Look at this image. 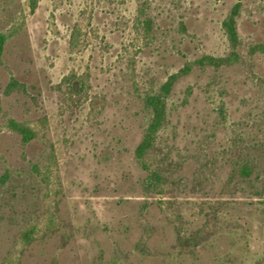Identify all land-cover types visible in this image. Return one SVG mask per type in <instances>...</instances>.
<instances>
[{
  "label": "rangeland",
  "instance_id": "rangeland-1",
  "mask_svg": "<svg viewBox=\"0 0 264 264\" xmlns=\"http://www.w3.org/2000/svg\"><path fill=\"white\" fill-rule=\"evenodd\" d=\"M237 2L238 59L198 63L233 50ZM14 25L0 65V264H264V0H0V31ZM188 63L147 157L165 180L148 191L143 96Z\"/></svg>",
  "mask_w": 264,
  "mask_h": 264
},
{
  "label": "trees",
  "instance_id": "trees-1",
  "mask_svg": "<svg viewBox=\"0 0 264 264\" xmlns=\"http://www.w3.org/2000/svg\"><path fill=\"white\" fill-rule=\"evenodd\" d=\"M38 4L39 0H29V6L32 11L37 9ZM240 10L241 2H237L227 19L224 21L225 30L233 47L231 53L227 57H214L207 55L199 59L197 61L198 63L221 66L224 63H231L238 59L237 49L241 44L238 31V16ZM17 31L18 29L16 25H14L13 28L0 31V65L4 62L6 44L8 40L17 33ZM191 69L192 64L188 63L180 71L170 75L162 84L149 89L143 96V104L145 111L149 114V122L145 127L143 138L136 148L135 156L142 168L147 171V176L144 178L143 184L148 191L157 190L165 180L163 173L150 166L147 162V157L154 152L159 133L167 123L169 98L171 97L178 81L183 76L187 75ZM67 80L76 93L85 90L86 84L83 77L73 74L67 78ZM19 86L21 87L22 84L14 79L10 88ZM11 124L12 127L22 135L24 143H29L35 138V132L25 123L13 120L11 121ZM243 173L248 174L246 167L243 168Z\"/></svg>",
  "mask_w": 264,
  "mask_h": 264
}]
</instances>
